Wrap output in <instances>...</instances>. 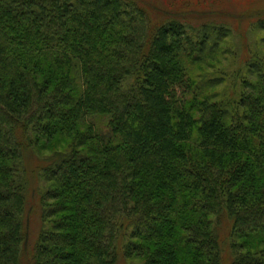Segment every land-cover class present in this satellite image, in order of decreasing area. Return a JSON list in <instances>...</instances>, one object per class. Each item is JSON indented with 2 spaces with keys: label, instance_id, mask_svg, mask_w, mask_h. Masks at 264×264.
I'll list each match as a JSON object with an SVG mask.
<instances>
[{
  "label": "trees",
  "instance_id": "trees-1",
  "mask_svg": "<svg viewBox=\"0 0 264 264\" xmlns=\"http://www.w3.org/2000/svg\"><path fill=\"white\" fill-rule=\"evenodd\" d=\"M152 7L0 0V264H264V52Z\"/></svg>",
  "mask_w": 264,
  "mask_h": 264
},
{
  "label": "rangeland",
  "instance_id": "rangeland-1",
  "mask_svg": "<svg viewBox=\"0 0 264 264\" xmlns=\"http://www.w3.org/2000/svg\"><path fill=\"white\" fill-rule=\"evenodd\" d=\"M145 6L149 9V6L157 9L160 12L169 13L167 17H171L175 13H185L192 16V24H199L201 15V23L213 22L218 25L227 27L231 32L229 40L225 41L222 45L225 49L230 50L232 56H226V58H220V62L217 65H213L212 68L205 66V64L194 66L192 72L195 76H202L206 79H226L227 75H231L235 71L242 68L244 73V62L248 59L249 52L253 50L263 51L264 46L260 43V39L264 37V33L260 31L250 30V22L254 21L250 17L253 11H257L259 8L264 7V0H142ZM152 17L158 15L151 8L149 9ZM153 12V13H152ZM162 17V15H160ZM164 17V15H163ZM230 48V49H229ZM208 62V61H206ZM242 73V74H243ZM226 86V85H225ZM224 85L216 86L211 91H222L226 88ZM61 149H56L60 151ZM52 151H43L38 156L42 159L50 155ZM44 159V158H43ZM30 168L36 165V159L30 161ZM37 207L36 200H31V203ZM38 212V211H37ZM34 213L30 216L28 227L29 231L33 234L29 241L34 238V234L38 230V214ZM224 233V232H223ZM225 236V235H223ZM34 241V240H33ZM31 242V244L33 243ZM30 248L25 252L24 263H29ZM129 264V262H128ZM134 264V263H133Z\"/></svg>",
  "mask_w": 264,
  "mask_h": 264
}]
</instances>
